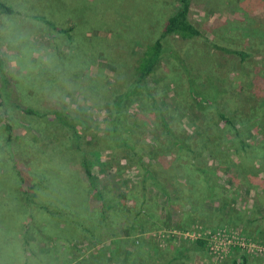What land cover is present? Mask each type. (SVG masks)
<instances>
[{"label":"rangeland","instance_id":"374dc122","mask_svg":"<svg viewBox=\"0 0 264 264\" xmlns=\"http://www.w3.org/2000/svg\"><path fill=\"white\" fill-rule=\"evenodd\" d=\"M4 1L22 12L0 18V58L21 98L82 113L86 135L76 144L66 126L11 107L8 140L0 103V264H264V0H193L189 18L203 35L171 38L149 80L161 111L144 97L131 105L133 150L109 136L111 100L130 88L179 0ZM35 15L73 27L72 39Z\"/></svg>","mask_w":264,"mask_h":264},{"label":"trees","instance_id":"16d2710c","mask_svg":"<svg viewBox=\"0 0 264 264\" xmlns=\"http://www.w3.org/2000/svg\"><path fill=\"white\" fill-rule=\"evenodd\" d=\"M192 6L193 0H179L178 5L175 7L172 14L166 19L165 23L163 24L159 36L147 46L143 56L139 60L135 80L133 81L130 88L122 93H119L111 100V114L108 116L106 124L109 136H116L114 142L117 147L124 148L125 150H133L136 147V144L134 143L135 128L129 122V113L131 112V105L137 99V97H144L148 104L156 107V109H159L161 111L160 105L158 104V99L149 85V80H151L152 77L158 74L159 70L161 69L162 66H160V62L164 57L163 53L168 50L167 45L170 44L171 38L176 37L185 40L203 35L202 31L189 18V13ZM13 14L20 15L22 14V12L15 9L12 5L8 4L4 0H0V18L3 15ZM35 19H39L47 26L58 29L60 32L66 33L68 37L72 39V35L70 33L71 30H73V27L60 28L44 15H35ZM209 41L211 44L218 48H221L222 50L239 54L242 57L245 56V53L241 50L218 46V44H215L211 40ZM172 49L173 48H171V50ZM170 55L174 57L175 61H177L181 65V68L185 72L186 85L188 86V88H191L192 99H194V102L198 106L204 107L206 104H204L205 102L202 101L203 95L199 96V93L197 94L195 92H192V87L195 88L196 84L193 79L192 69L189 67L186 59L181 55L180 52H177L175 49L170 52ZM0 80V103L4 107L5 128L8 132V140L13 139L12 133L14 131V126L10 110L14 108L19 109L24 114L45 119L46 122H57L62 124L63 126H66L72 132V137H74L76 144H80L84 141L86 134L84 133V130L81 132V130L79 129L80 122L82 124H85L84 121L86 120V118L84 117V115L82 113L71 110L67 105H64L63 107L57 106L56 108L51 109L38 108L29 104L28 101L21 98L19 90L21 86L18 87L17 84H15L9 78L5 70V60L3 58H0ZM92 103L94 104V101ZM159 116L161 117L165 132L168 133L169 136L174 137L175 143L179 144L182 148L190 149V145L183 141L182 138L178 137V135L171 128V125L168 122L167 118H165V116L161 112ZM219 116L227 123H233V121L225 113L219 112ZM85 128L88 129L89 126H86ZM243 141L244 140L242 138V142ZM13 165L20 179L19 188L21 189L22 194L28 202H34L32 192L34 189V184L28 182V176H26L24 172L26 170L24 168L25 165L23 163L17 162H14ZM81 166L85 177L90 182V185L94 189H96L98 181L93 169L94 165L89 161L86 155L82 157ZM144 171L145 174H143V182L147 181L146 174L149 173L148 169H145ZM153 184L155 185V182ZM162 192L164 195H166L170 202H173V200L169 198L166 189H162ZM98 193L100 192L98 191ZM100 196H102V194Z\"/></svg>","mask_w":264,"mask_h":264}]
</instances>
